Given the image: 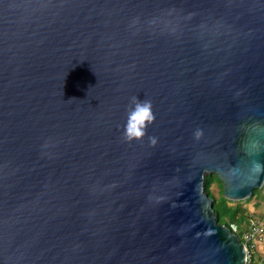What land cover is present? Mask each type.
Listing matches in <instances>:
<instances>
[{
  "label": "water",
  "instance_id": "95a60500",
  "mask_svg": "<svg viewBox=\"0 0 264 264\" xmlns=\"http://www.w3.org/2000/svg\"><path fill=\"white\" fill-rule=\"evenodd\" d=\"M211 173L264 184V0H0V264H244Z\"/></svg>",
  "mask_w": 264,
  "mask_h": 264
},
{
  "label": "trees",
  "instance_id": "16d2710c",
  "mask_svg": "<svg viewBox=\"0 0 264 264\" xmlns=\"http://www.w3.org/2000/svg\"><path fill=\"white\" fill-rule=\"evenodd\" d=\"M214 180H217L220 185V192L218 196L210 195V187ZM204 189L208 196L212 197L213 209L216 214V218L219 223L230 227V224H236L237 230L234 232L239 237L241 233L246 229L248 223V210L245 207V203L250 202L251 198L259 196L261 200L264 198L263 190L264 184L260 188H254L251 196L244 200H229L223 196L222 183L214 173L205 174L204 177Z\"/></svg>",
  "mask_w": 264,
  "mask_h": 264
},
{
  "label": "clouds",
  "instance_id": "9594fccd",
  "mask_svg": "<svg viewBox=\"0 0 264 264\" xmlns=\"http://www.w3.org/2000/svg\"><path fill=\"white\" fill-rule=\"evenodd\" d=\"M131 103L133 107L128 111L123 131L124 138L127 141L142 139L146 135V129L155 120L151 101L133 97ZM195 135L199 137L201 132L198 130ZM151 142L155 144L156 139L151 138Z\"/></svg>",
  "mask_w": 264,
  "mask_h": 264
},
{
  "label": "built area",
  "instance_id": "2783aa9c",
  "mask_svg": "<svg viewBox=\"0 0 264 264\" xmlns=\"http://www.w3.org/2000/svg\"><path fill=\"white\" fill-rule=\"evenodd\" d=\"M230 230L235 232L237 230L236 224H230ZM245 246L246 258L244 264H264V258L256 260L255 258V240L262 241L264 239V225L253 217L248 218L246 229L239 237Z\"/></svg>",
  "mask_w": 264,
  "mask_h": 264
},
{
  "label": "crops",
  "instance_id": "0c3cea01",
  "mask_svg": "<svg viewBox=\"0 0 264 264\" xmlns=\"http://www.w3.org/2000/svg\"><path fill=\"white\" fill-rule=\"evenodd\" d=\"M263 194H264V190H263ZM247 203L250 204L249 213H251L253 210L259 211V212H264V198L261 200L260 197H257L256 200H251L250 202H247ZM247 203H245V206H246ZM260 204H261V206H263L262 208H260ZM256 208L258 210H256ZM251 214H253V213H251ZM262 214L263 215L260 216L261 219L259 221L258 220L257 221L260 222V223H262L264 225V213H262ZM253 216L255 218L257 217L254 214H253ZM254 255H255L256 260H261V259L264 258V239L259 242L257 253H254Z\"/></svg>",
  "mask_w": 264,
  "mask_h": 264
},
{
  "label": "rangeland",
  "instance_id": "374dc122",
  "mask_svg": "<svg viewBox=\"0 0 264 264\" xmlns=\"http://www.w3.org/2000/svg\"><path fill=\"white\" fill-rule=\"evenodd\" d=\"M220 190H221V188H220L219 182H218L217 180H214L213 184H212L211 187H210V195H214V196L216 197V196L219 195ZM257 197H259V196H257ZM257 197L251 198V200H256ZM211 198H212V197H211ZM245 207H246L247 210H248L249 217H252L253 214H254V215L257 216L256 218L253 216L255 220H258V221H259V220L261 219L260 216H262V215H263L262 213H264V212H259V211H255V210H253V211L251 212V213H253V214H251V213H249V210H250V204L247 203ZM262 207H263V206H261V204H260V208H262ZM258 208H259V207H258ZM256 210H258V209L256 208ZM259 242H260V241H258V240H255V241H254V243H255V253H257Z\"/></svg>",
  "mask_w": 264,
  "mask_h": 264
}]
</instances>
